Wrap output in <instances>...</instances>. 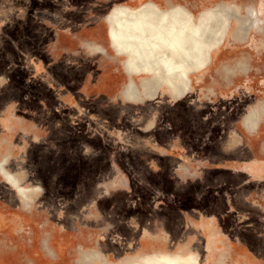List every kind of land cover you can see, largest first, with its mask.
I'll return each mask as SVG.
<instances>
[{
  "label": "rangeland",
  "instance_id": "374dc122",
  "mask_svg": "<svg viewBox=\"0 0 264 264\" xmlns=\"http://www.w3.org/2000/svg\"><path fill=\"white\" fill-rule=\"evenodd\" d=\"M148 8L216 16L179 83L116 39ZM157 255L264 264V0H0V264Z\"/></svg>",
  "mask_w": 264,
  "mask_h": 264
},
{
  "label": "bare ground",
  "instance_id": "6f19581e",
  "mask_svg": "<svg viewBox=\"0 0 264 264\" xmlns=\"http://www.w3.org/2000/svg\"><path fill=\"white\" fill-rule=\"evenodd\" d=\"M155 9H142L136 12H129V15L120 13L123 16H120L117 22L115 20V34H117L116 39L119 42V45L124 44L130 46L129 48L126 47L127 49L133 48L134 52L132 51V53L134 59L136 58L139 61L146 60V62H153L156 66L155 70L158 72H156L158 74L157 76L160 75L158 78L159 80L162 75L166 77L170 76L177 81V83H179L183 80L184 67H186L189 62H196L197 64L203 56L202 53H204L205 48L203 49V52L202 48L205 45V40H207L208 36H210L212 24L213 22L215 23L217 19L215 15H210L209 20L206 19V21L199 23L200 21H194V17L190 19L187 13L183 10L176 9L170 10V12H168V10L167 13H165V11L160 12ZM123 11V13H126L125 10ZM214 34L215 33L212 35ZM212 44L215 43L212 42ZM209 46L211 47V44H209ZM124 48L125 47L123 46V49ZM128 56H131V54L129 55L128 53ZM202 58H204V56ZM134 59H132V61H134ZM132 61L129 59L130 63H133ZM206 62L208 61L206 60ZM206 62L204 61V64ZM142 63L143 62H141V64ZM146 65L147 69L149 66L148 64ZM134 66L135 65H133L132 68ZM143 66H145V63ZM136 67L138 68V66ZM143 68L146 70L145 67ZM196 68L197 67H194V70ZM135 69L136 68H134V70ZM140 69L141 68L138 70ZM131 70L132 69H130V71ZM188 71L189 70H187V72ZM166 77L164 79H166ZM150 85L151 84L147 87L149 90L151 88ZM155 257L157 260L153 262H142L140 264H196V262H192L191 259L187 257L182 258L180 256L169 255H157Z\"/></svg>",
  "mask_w": 264,
  "mask_h": 264
}]
</instances>
